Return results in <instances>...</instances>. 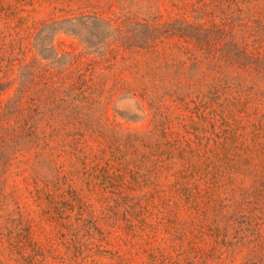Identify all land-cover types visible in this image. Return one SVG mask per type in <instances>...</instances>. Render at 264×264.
Masks as SVG:
<instances>
[{
    "label": "rangeland",
    "instance_id": "rangeland-1",
    "mask_svg": "<svg viewBox=\"0 0 264 264\" xmlns=\"http://www.w3.org/2000/svg\"><path fill=\"white\" fill-rule=\"evenodd\" d=\"M263 177L264 0H0V264H263Z\"/></svg>",
    "mask_w": 264,
    "mask_h": 264
},
{
    "label": "trees",
    "instance_id": "trees-1",
    "mask_svg": "<svg viewBox=\"0 0 264 264\" xmlns=\"http://www.w3.org/2000/svg\"><path fill=\"white\" fill-rule=\"evenodd\" d=\"M144 91V89H142ZM133 91H138V88H133ZM11 110V107H7L4 111L8 112ZM168 123L169 121H164L162 123V135L159 137L158 132L155 131H150L146 133H138V132H133L127 135H123L120 139L115 138L113 141L115 144H119V149L118 151L120 152L122 149L120 147L122 146H129L130 148H135L138 146V144H141L143 146H147V142L151 139L154 138L156 141L161 138L160 144L162 146H166L168 149L163 150L162 154H166L167 157L169 158L168 162H165L164 164L168 165L172 163L175 159H177L181 165H183L184 168L187 170H193L195 168V165L193 164L192 161H201L204 157V154H206L205 150L203 153L202 147H206L207 145L203 144L204 138H202L198 130H196V133L194 131L191 132L189 128L184 125V132L182 133H176V137L174 141L170 142L168 139ZM38 127V124L34 127H29L30 134L26 135V147L29 149H33L37 151V160L38 164H43L44 160H48L51 165H53V169L55 171H60L61 167L57 166L56 160L57 158L62 157L66 153H71L73 155H76L77 158L81 159V154L82 151L78 148V145L81 144V141L83 138H85V134H77L76 135H67V134H61V133H50L47 134L45 132L40 133L36 131ZM184 133L194 135L195 141L198 143V148L195 149L193 147V140L189 139L186 140L185 136L183 135ZM65 136V138H71L74 142V144L71 147L72 152H69L66 150V145L63 146L64 149L61 151H57L53 146H51V142L55 140L56 138H59L61 136ZM185 143L186 145H184ZM45 157V158H44ZM85 158H83L84 160ZM264 178V177H263ZM44 181L48 183V178H44ZM264 184V181H263ZM48 213H50V209L48 210ZM21 226V223H19ZM27 233V231H26ZM19 237H21L20 245L19 241H16L15 243H9L8 248H9V254H11L13 251L15 252V249H18V247L22 248V242L27 238V236L23 233L18 234ZM10 237H12V232H10ZM35 256H37V251L34 254V256H29V261L26 264H32L34 263ZM264 264V263H263Z\"/></svg>",
    "mask_w": 264,
    "mask_h": 264
}]
</instances>
